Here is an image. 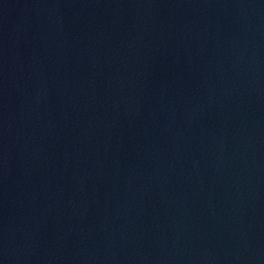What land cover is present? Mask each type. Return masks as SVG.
<instances>
[{
    "label": "water",
    "instance_id": "water-1",
    "mask_svg": "<svg viewBox=\"0 0 264 264\" xmlns=\"http://www.w3.org/2000/svg\"><path fill=\"white\" fill-rule=\"evenodd\" d=\"M0 264H264V0H0Z\"/></svg>",
    "mask_w": 264,
    "mask_h": 264
}]
</instances>
